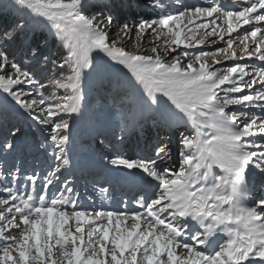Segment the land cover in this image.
<instances>
[{
	"label": "snow or ice",
	"instance_id": "snow-or-ice-1",
	"mask_svg": "<svg viewBox=\"0 0 264 264\" xmlns=\"http://www.w3.org/2000/svg\"><path fill=\"white\" fill-rule=\"evenodd\" d=\"M154 4L174 11L130 25L117 22L114 0H15L66 50L52 61L59 78L47 84L31 67L48 64L47 38L25 46L28 19L0 23V92L50 132L57 162L43 175L0 169V264H264V193L254 195L257 178L264 186V0ZM133 30L128 50L122 37ZM225 61L232 64L216 67ZM101 64L126 68L142 86L143 109L161 126L184 129L178 169L164 166L170 149L162 140L152 155L116 149L102 157L105 168L127 170L151 189L135 201L143 211L78 210L71 180L61 181L70 118L81 112L84 78ZM20 132L9 128L0 152L17 151Z\"/></svg>",
	"mask_w": 264,
	"mask_h": 264
},
{
	"label": "rangeland",
	"instance_id": "rangeland-1",
	"mask_svg": "<svg viewBox=\"0 0 264 264\" xmlns=\"http://www.w3.org/2000/svg\"><path fill=\"white\" fill-rule=\"evenodd\" d=\"M161 2L173 6H179L182 3L207 6L213 0H161ZM217 2L231 8L233 3H240L242 0H217ZM149 4H152V7H148ZM14 5L15 0H0V12L9 11V14L5 15L8 19L3 22L0 21V23L6 24L8 22L9 24L12 19L14 22L19 20L23 23L25 19H28L26 31H30V33L26 45L32 43L30 42L32 35L34 38L41 36L45 39L47 37L52 47L49 50L50 54L45 52L46 55L57 60L60 54H66L61 42L54 37L50 27L42 18L29 19L24 11L19 10L18 6L14 7ZM114 5L117 22L127 21L130 25L138 21V17L141 15L148 16L152 12L165 10L174 11V7L163 10L156 7L154 0H115ZM94 11V9H88L85 14L91 16ZM126 13L130 15L128 19L124 17ZM135 17L137 19L130 21L131 18ZM113 29L116 30L115 24ZM128 35L131 39L122 37V42L128 50H134L135 31L133 30ZM142 43L144 48L150 49L151 36H146ZM200 47L205 51L210 50L207 44ZM56 49H59V53L54 58ZM195 50L192 49V51ZM144 54H151L150 50ZM161 55L164 53L161 52ZM38 62L34 61L31 67L33 71L37 72V77L41 79V82L47 84L48 79L59 78L60 70L53 63L48 65L49 68H45L40 67V62ZM247 62L252 63V61ZM112 63L111 61L108 62L109 65ZM231 64V61H225L223 65H216V67H227ZM119 67L121 71L116 73L112 68L101 64L97 72L84 78L81 112L73 114L70 118L71 136L67 146L70 166L66 170H62L61 181L65 177L71 180L72 186L79 196L78 210L89 212L93 210L143 211L139 209L135 201L145 192L150 194L151 189L138 182L123 179V176L119 177L121 171L114 173L117 170L113 168V174H110L109 169L113 166L104 167L107 164V161L102 159L105 153L119 149L123 154L133 158L152 155L155 146L162 140L170 149V155L165 159L164 166L177 169L179 167V149L182 147L179 143L181 139L179 133L184 131L183 127L161 126L158 123V114L144 110L140 103L142 86L135 81V78L126 68ZM64 74L67 75L68 73L65 72ZM51 91H57V94L63 95V90H56L49 86L48 92ZM0 98L3 99V104L0 103V125L4 128V134L13 126L21 130L17 151L10 154L0 152V169L15 165L22 170L24 176L31 175L33 171L41 175L45 174L50 165L57 163L52 155L50 132L42 130L43 126L34 122L23 109L10 97H7V94L0 92ZM254 111L258 113L259 109L256 108ZM122 128L124 129L123 132H121ZM120 136H123L122 142L118 140ZM2 137L3 134H0V138ZM37 184L39 185V181ZM123 185H127V187ZM101 188H108L109 191L102 193ZM260 193H264V186L257 178L254 181V195Z\"/></svg>",
	"mask_w": 264,
	"mask_h": 264
},
{
	"label": "trees",
	"instance_id": "trees-1",
	"mask_svg": "<svg viewBox=\"0 0 264 264\" xmlns=\"http://www.w3.org/2000/svg\"><path fill=\"white\" fill-rule=\"evenodd\" d=\"M115 1V0H114ZM120 6H121V3H120ZM95 10V9H94ZM91 11V10H90ZM7 14H9V11L8 12H6V13H1L0 12V21H5V20H7L8 18H6V16H7ZM6 15V16H5ZM124 17H125V19H128L129 17H130V15H129V13H126L125 15H124ZM139 18V17H138ZM124 19V18H123ZM133 19H137V17H135V18H131L130 19V21H132ZM14 19H12L11 20V22H9V24L10 23H12V22H14L13 21ZM20 22H22V21H20ZM6 24H8V22L6 23ZM29 33H30V31H27V36H26V38H25V46H26V40H27V37H28V35H29ZM47 38V37H46ZM33 40H36V41H40V40H44V37L43 38H41V36H37V38L35 37L34 38V35H32V38H31V41L30 42H32ZM47 41H48V46H47V48L45 49V52H46V54H50V52H49V50H50V47H52V45H50V40L47 38ZM18 47V46H17ZM58 53H59V49H56V51H55V54L53 55L54 56V58H56L57 56H58ZM18 54H19V47H18ZM52 56V57H53ZM52 61H53V58H51V56H49V62H48V64L46 65V66H44L45 68H49V64H51L52 63ZM38 62V61H37ZM33 63V62H32ZM31 63V64H32ZM39 63V62H38ZM49 65V66H48ZM0 103H2L3 104V99L2 98H0ZM0 108H1V106H0ZM0 134H3L4 135V128L2 127V125H0Z\"/></svg>",
	"mask_w": 264,
	"mask_h": 264
},
{
	"label": "bare ground",
	"instance_id": "bare-ground-1",
	"mask_svg": "<svg viewBox=\"0 0 264 264\" xmlns=\"http://www.w3.org/2000/svg\"><path fill=\"white\" fill-rule=\"evenodd\" d=\"M112 168L115 169V166H113V167H111V168L109 169L110 174H113V173H112ZM95 170H96V167H95ZM117 172H118V171H115L114 173H117ZM125 174H126V170L121 171L120 174H119V177H121V176H123V175H125ZM121 185H122V184H121ZM123 186L127 187V185H123Z\"/></svg>",
	"mask_w": 264,
	"mask_h": 264
}]
</instances>
